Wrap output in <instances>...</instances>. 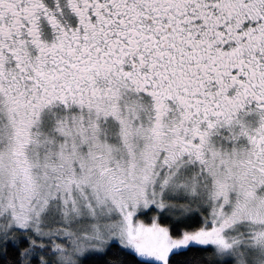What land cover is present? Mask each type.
<instances>
[{"label":"snow or ice","instance_id":"6c2138e0","mask_svg":"<svg viewBox=\"0 0 264 264\" xmlns=\"http://www.w3.org/2000/svg\"><path fill=\"white\" fill-rule=\"evenodd\" d=\"M0 264H264V0H0Z\"/></svg>","mask_w":264,"mask_h":264}]
</instances>
